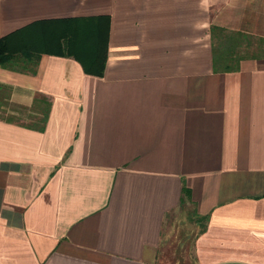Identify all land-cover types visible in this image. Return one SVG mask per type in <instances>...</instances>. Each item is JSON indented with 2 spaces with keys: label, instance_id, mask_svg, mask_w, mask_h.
<instances>
[{
  "label": "crops",
  "instance_id": "1",
  "mask_svg": "<svg viewBox=\"0 0 264 264\" xmlns=\"http://www.w3.org/2000/svg\"><path fill=\"white\" fill-rule=\"evenodd\" d=\"M98 14L100 76L0 63V264H160L184 205L193 264H264V0H0V36Z\"/></svg>",
  "mask_w": 264,
  "mask_h": 264
},
{
  "label": "trees",
  "instance_id": "2",
  "mask_svg": "<svg viewBox=\"0 0 264 264\" xmlns=\"http://www.w3.org/2000/svg\"><path fill=\"white\" fill-rule=\"evenodd\" d=\"M38 25L32 32L35 34L19 37L21 29L0 36V63L8 60L14 53L19 52L29 58L33 53H53L70 55L76 59L83 72L100 76L106 57L108 16L106 14L81 17L44 19L34 22ZM56 24L44 27L46 24ZM217 27L212 25L210 30ZM18 36V37H16ZM46 108L41 112L39 121L34 127L41 128L45 119ZM183 202L189 196L185 186L181 188ZM192 212V211H191ZM205 217V216H204ZM204 219V218H201ZM203 223L198 230H201Z\"/></svg>",
  "mask_w": 264,
  "mask_h": 264
},
{
  "label": "rangeland",
  "instance_id": "3",
  "mask_svg": "<svg viewBox=\"0 0 264 264\" xmlns=\"http://www.w3.org/2000/svg\"><path fill=\"white\" fill-rule=\"evenodd\" d=\"M191 209L182 206L179 215L173 221L172 230L165 233L163 244L158 250L157 261L160 264H193L191 259L193 233L198 230L203 219L191 214ZM175 223V224H174Z\"/></svg>",
  "mask_w": 264,
  "mask_h": 264
}]
</instances>
